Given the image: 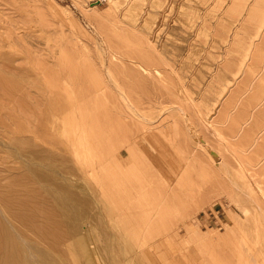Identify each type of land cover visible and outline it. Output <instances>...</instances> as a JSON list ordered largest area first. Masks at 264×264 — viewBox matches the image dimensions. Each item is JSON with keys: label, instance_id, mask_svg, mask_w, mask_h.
Returning <instances> with one entry per match:
<instances>
[{"label": "bare ground", "instance_id": "obj_1", "mask_svg": "<svg viewBox=\"0 0 264 264\" xmlns=\"http://www.w3.org/2000/svg\"><path fill=\"white\" fill-rule=\"evenodd\" d=\"M24 1H25L24 4L25 3L28 4V1L30 2V0H24ZM45 1H48V0H45ZM110 1L112 2V5H115V1L113 0H110ZM144 2H145L144 0H132L127 7L128 11L131 14L130 16H124V18H127V20L130 21V23H134L135 20L139 18V12L136 13L137 9L140 8V11L142 10V13L144 12ZM20 3L22 4V2ZM150 3L151 4L149 5L151 6L159 5L158 0H152ZM246 3L248 4V2ZM187 5L193 6L192 0H188ZM145 16L147 20H150L151 17L148 14ZM224 18H226V16ZM32 20H35V19H32ZM184 20L185 19H183L184 23L185 22L189 23ZM231 22L233 23L234 20ZM33 23L31 22L30 24H32L33 26ZM39 23L40 21L38 22V24ZM36 24H37V21H36ZM181 24L183 23L181 22ZM171 26L172 25H170V27ZM129 27H132V28L130 29ZM144 27L146 26H143V28ZM231 27L233 26L231 25ZM255 27H256L255 32L250 38H248V43L246 42L247 45L244 46L243 51H242V58L240 62L235 66L236 69L231 73V78L230 77L228 78V76L226 78L225 74H223L222 72L223 70L220 71L221 67L219 65V61H218L219 59L213 60V56H212L213 54L209 55V57L207 58L208 61H205L204 59L205 61L204 62L202 60L203 61L202 65L205 67V69H208L210 71V74L212 73L211 76L212 75L216 76L215 79H217L218 81L216 83L217 85L220 86V84H218L220 82L219 81L220 77L224 78L225 82L220 86L221 89L219 90V86H217V88L214 86L216 88L215 89L210 85L211 82L208 81L206 88H202L204 90L201 89L200 93H203L205 95L204 91L207 92L205 97L203 95L204 97L203 100L202 99L201 100L203 104H207L209 100H213V101L205 112H203L204 109L203 111H201L199 106H198L199 108H195L194 111L196 113L194 112L193 115L191 114L192 111L189 113L188 111L189 109L185 107V105L188 102H191V103L193 102L194 97L192 93H195V92L197 93L198 87L196 88L197 90L195 89L196 91L192 90V93H190L188 91L190 89L187 88V85L185 86V84H183L184 81L183 82L181 81L182 84L176 85V92L174 94L172 93L173 99L170 100L171 102L172 101L174 102L172 103L173 105H167V107H163L162 109V111L165 112L166 109L168 110L169 108L172 107L173 109H175V111L174 113H169L166 116L164 115L165 117L162 118L161 116L163 115L161 116L158 114L151 115L150 113L145 112L142 109L144 102L142 101V99L140 100L141 98L140 95H138L140 98L139 97L136 98L137 94L134 95L132 93L133 91L131 92V90L129 92L127 91L128 89L132 87V86L131 87L129 86L130 84H128L130 88L127 89L125 87L127 85L126 82H129L130 78L133 77V75L131 76V73L129 74L131 77L127 75V79L126 77L124 78L125 81L127 80L126 82H124L126 84L124 86L123 82H121L119 74L117 75L116 72H114V69L112 67L113 65L111 64L112 63L111 60L108 61L107 59L106 61L104 57H102L101 62H100V68H98L95 65L94 61H90L89 59H87L88 57L86 58L87 60L83 58L84 61L82 60L80 66H82V71L84 73V76H83V73L81 74L83 77H85L84 81H85V84L88 85L87 87L95 90L94 95H96L95 97H97V99H94L92 97L93 102L95 100H98L99 98H102V96L101 97H98V96H100L101 94L104 95L109 89L113 91H117V93L121 97V100L123 102L125 109H123L124 111L122 112V115H121L122 117L120 120H121V123L123 120L124 121L122 124L120 123L122 126L119 125V127L121 126V130L119 132L115 131L116 133H114V135H116L117 140L119 139L120 143L124 144L126 148V156L123 158L116 149H113L114 145L110 149L107 147L108 148L107 152L111 153V151H114V156L116 157V160H117L115 164V168H117L118 172L116 171L115 173L109 172L106 175V178L101 179V183L103 184V187H101V189L105 193L103 194V197L107 195V196H110V198L114 197V200H112L110 203H107L104 206H101V211L100 209L96 211L95 217L85 218L84 220H78L76 218L75 219H63L60 215V211H59L60 205L62 206L63 202L65 201L73 200L74 195L70 193H66L61 188L58 182L55 183L54 181V183H49V184L47 183L48 177H50L51 179L57 178L58 174L56 172V168H60L61 170L62 165H64V164H61L59 161H58L59 163L53 162V159H51L52 157L50 158L49 156L51 154L49 147L54 148L56 151H59V150L69 151L68 149L69 147H71L70 145H72L73 147V143L71 141L72 138L68 139L66 137L68 135L67 130H66L67 128L64 127L66 129L65 130L63 129V125L65 124V125H70L72 136L74 137V140H77L76 142L78 143L77 146L81 147V151H84L85 153H89L94 150H97L95 147L92 146L93 144L90 145L88 138H95L96 140L95 142H98V143L99 141L102 140V139L99 140L98 138V137L101 138L102 133L100 132L101 133L100 134L97 132V127L99 126L97 124L100 122L97 121L95 116L93 117V115L89 114V111L86 110L87 106H85L84 101L81 104H75L76 102H74V100L72 99L73 101L71 102L70 109L65 111L62 108L61 101L59 98V91L61 88L65 94L68 93L64 90L65 88L67 89L70 88L72 91H74L73 90L74 88L72 86H73V83L77 81V79L75 78V74L77 76V73H75V70L72 72H70L69 70L68 72H66V74H63L64 72L61 71L62 63H60L59 58H58L59 55L57 56V53L56 55L55 53L49 54V58H51L52 60L51 62L53 66L56 65L58 67L54 71V76L49 78L47 77L46 71L43 67L44 65L42 66L41 64L34 62L35 64L31 63L32 65H30V67L27 68V66L24 63L27 62L29 59L28 60L25 59L27 55H23L22 52H21V54L23 55L22 58L26 60L24 63H21L23 62L22 61L23 59L21 60L20 63L18 62L15 63L14 60H9L10 57L8 59L5 55L4 56L6 57V60L3 59L4 57L2 58L3 53L6 51V50L2 51V49L8 48L11 42L12 44L14 43V45L18 44L19 45L18 48L21 46L23 49H25L26 52L25 50H23V53L25 52L28 54V51H30L28 49V43L30 44V49L32 48L31 50L34 51L33 53L35 52L39 53L40 51L38 50L41 49V46L37 48L36 46L37 43L35 42L36 39H34L35 36H30L28 35V33L23 32V31L13 36L12 35H2L0 37V264H206L205 259L202 258L203 255L201 257H198L199 255H197V252L198 254L200 252L198 251L199 249H197L196 252L193 250L191 251V249H189V242H193L192 240L201 241L203 240L204 237L206 239V236L204 233L202 234L198 232L197 228L190 225L188 221H185L183 219L184 216H187L186 208L189 202H187L188 199L187 197H185L186 195L184 196L185 201L181 198H182V193H183L182 191L183 187H188V186H191V184L194 185L195 183L197 184L198 177H201L202 174H205V173L206 174L214 173L217 170V168L219 169V173L220 171L224 173L225 179L227 180L229 187H233L232 192L228 194L229 196L227 197V201L229 204L235 205L241 211V213L245 217L243 221H246V220L249 221V217L251 215V208L255 210L257 212L256 215L258 214L264 221V187L262 186L264 182L259 180L262 178L258 179V177H261V174L264 175V172H263L264 170L263 169L260 170L262 167L264 168V160H263L264 154H262V152L264 153V149L261 148L262 150L260 151V153L262 155L259 154L261 159L259 158L260 160L258 163H260L261 161L263 163L261 162L262 163L260 164L261 166L258 164V166H260V168L258 167V169L260 170V172H258L259 173L258 175L257 168H254V166H251L248 163L245 164L241 160V157L243 156V153L241 154V152L245 151L246 144H245V149H244V147H242V144L240 145L236 143V141L243 138L241 137V135L243 136L242 134L243 132L241 133V131L244 130L243 124H246L248 121H250V118L252 119L253 118L252 116L255 114H253V111L251 110L247 112L244 109L243 111H245V113L247 112V115L245 116L244 115L245 113H244L243 115L245 116V118H243L241 116H238L241 114L240 113L238 114L235 111L237 115H235L236 117L232 116L234 120L231 121L233 122L232 125L234 126L235 130L231 127L232 130L230 131H233V134L232 132L230 133L231 135H228L227 133V136L222 134L221 127L219 125L216 126L213 123L211 124L212 119L208 118V115H210V113L216 107L220 99H222L224 93L228 91V88L233 83V81L236 79L237 75L244 70V66L246 65L245 58L248 57L249 54L251 53V50L254 47L255 38H258L259 35L260 34L262 35V33L264 32V13L260 17L259 22L258 24H256ZM40 28L38 30H40ZM127 28L131 30L132 32H134L135 34H137L136 33L137 30H135L136 28L134 26L130 25L124 28V30H126ZM146 29L148 28L146 27ZM38 30L36 32H38ZM129 30H126V32L127 31L129 32ZM191 31L189 32L192 33ZM128 32H127V35H128ZM138 32L144 36L145 38L144 41L147 43L146 46L149 47L148 51L150 50L149 52L151 51L154 52V56L157 57V55L161 53V50L155 47L156 45L152 42L149 34L147 32L144 34V29H143V33H141L142 31L141 32L138 31ZM134 33H131V34H134ZM140 34H139V39L141 37L143 38V36H141ZM170 35L173 36L171 32H170ZM137 36L138 35H136V37ZM132 37L134 38L135 36H132ZM182 40H184V38ZM102 41L103 40H101V43L97 42V49H98V52L100 51L103 54L105 45L102 44ZM138 41L140 40L137 39V43ZM106 42L107 41H105V43ZM146 43H143V45ZM209 43H212V42H209ZM139 44L141 45V42ZM139 44L137 45L138 48L136 47L135 52H138L139 50L137 49L139 48L141 51L137 53V55L142 54L141 52L144 53L145 48H146V47L143 48L144 50L141 49L142 47H139ZM106 47H109V46H106ZM188 47L191 48V45ZM15 48L14 50H16ZM183 49L184 48H182L181 51H183ZM111 50L112 48L110 49V51ZM113 51L114 49L111 52ZM148 51L146 50L147 54H148ZM162 51H163V54L166 53L165 50H162ZM209 52L211 53V51ZM187 53L188 52H186L185 54ZM205 53L207 54V52ZM256 53L258 54L259 52L256 51ZM145 54H142V55H145ZM171 54L177 55L178 52L172 51ZM185 54L183 53V55ZM111 55L114 58L115 54L111 53ZM142 55H140L141 58L140 56H138L139 58L137 57L138 60H134L132 58L128 62L131 65V66L129 65L130 68L134 69L135 72L138 70L140 71V73L143 74V76H141L140 78L141 82H142V78L143 79L145 78L146 81H155V82H158L157 79L161 81V79L163 78L165 81V78L161 74L165 72L164 71L165 68L164 70H161L159 68L160 66L158 64L157 66L154 63L157 58L153 60L154 64H150L148 62L145 63L146 61L142 60V58H144V56ZM160 55L158 56V58L160 57ZM119 56L120 58L122 57V55H119ZM148 56L150 55L148 54ZM151 56L152 58H155L153 57L152 53H151ZM180 56H179V59H180ZM47 57L48 56L45 55V58H43L44 60L43 61L41 60V62L48 60L49 58L46 59ZM61 58H63V56ZM109 58H110V55H109ZM115 58L118 59L117 57ZM134 58L136 57L134 56ZM163 59H165V57H163ZM36 60H39V59H36ZM121 60L122 59L119 60L118 67L120 68V70H123L126 67V65ZM51 62L48 61V63H51ZM175 63H177V61ZM70 64L72 63L70 62ZM76 64L78 63L76 62ZM195 64L196 63H194V65ZM71 66L72 65H70V67ZM76 66H75V69L77 72ZM200 66L198 68H200ZM262 68H264V62H262L259 72L261 71ZM67 69H69V67ZM201 69L205 70L204 68H201ZM247 69H250V68L247 67ZM49 70L51 71L52 69L49 68ZM189 70H191V68ZM198 70L200 72V69ZM207 72L208 71L206 70V73ZM194 74L196 75V73ZM199 76L200 77L202 76L201 78H203V75H201L200 73H199ZM83 77H82V80H83ZM262 78L263 77H260L259 75V79H262ZM145 79H144V82H145ZM168 79H169V76H168ZM134 80H137L135 83L139 88V85H140V83L138 82L139 77L138 79L136 78ZM197 80H199V77ZM131 81L129 83H131ZM150 83L153 84V82H150ZM162 83L164 84V82ZM77 84L75 83L74 86L76 87ZM80 84L81 83H79V85ZM134 84L133 86H135ZM79 85H77L78 88H79ZM144 85L146 86L148 84L144 83ZM191 86H192V83L190 84V88ZM258 86H257V89H258ZM142 87H143V84L141 85V89L139 88L141 91V94L143 92L142 89H144ZM165 87H168V86L165 85ZM83 89L85 88L83 87ZM94 90L92 92H94ZM137 90L138 89L136 88V91ZM80 91L82 92V90ZM259 91L261 90L259 89ZM148 92L150 91L148 90ZM164 92H166V90ZM212 92L213 93L215 92L214 99H211ZM83 93L84 91L82 92V95ZM77 94L79 95L78 92ZM85 94L83 96H85ZM164 94L167 95L168 93L167 94L164 93ZM82 95H79V96H82ZM235 95L236 94H234V97ZM115 96L116 94H114L113 97H114V100L117 102V99H115L116 98ZM257 96H256L257 98H256L255 105L263 106L264 89L261 91V93H259V95L257 94ZM68 97L69 96H66L67 99H69ZM88 97H89V93H88ZM155 97H157V95ZM109 98H110V95H109ZM105 99L106 98H104V100ZM236 99H235V102H237ZM90 100H91L90 98L89 100L87 99V101H90ZM161 100H163V98L158 101H161ZM102 101L100 99L99 104H101ZM103 102L101 105H103V107L105 106L103 108L104 113H105L106 111L105 108L107 107L106 105L108 103L103 104ZM228 102L232 103L233 101L231 99ZM238 103L241 104V102H238ZM111 105L112 104H110V107H112ZM232 105L235 106V104L233 103L231 104V106ZM93 107H96V106L93 105ZM227 107H225L227 110L228 108L231 109L230 105L228 108ZM91 109H88V110H91ZM221 109L223 111V108ZM98 110H102V109H98ZM257 110L260 111L259 107ZM226 111H223V112L227 114ZM258 111H255V112H258ZM95 112L96 111H94V113ZM241 113H242V110H241ZM109 114L107 115L108 117L110 116ZM225 114H223L224 117H225ZM229 114L230 113L227 114V117L225 119V122L227 121L226 122L227 126H228V120L230 119ZM220 115H221V112H220ZM115 116H118V115H115ZM159 116L161 117L160 119H159ZM215 116L217 118L218 114ZM237 116L238 118L241 117L243 120L242 119L241 121L237 120L238 119ZM112 117L113 116H111V118ZM254 118L252 120H254ZM256 118L258 119V121L264 122V109L262 112L260 111L259 114L256 115ZM105 119L107 120V118ZM114 119L116 120V117ZM104 120L102 117L103 123H104ZM199 120L203 122V125L206 124V125L212 126L213 131L215 132L217 137L221 140V143L224 144L223 148L225 151L228 152V154L221 152V149L216 148L215 146L210 144L209 141H207V139L204 138L203 134L201 133L202 131L200 130L201 123H199ZM223 120L224 118L221 119L222 122ZM102 122L101 124H103ZM107 122L109 123V121H106V125H107ZM116 122H120V121H116ZM110 124L108 125L110 126ZM228 131H229V126H228ZM255 131L254 132L256 134V137L253 139L251 143L252 144L255 143V146H257L256 145L257 139L260 137L261 133L264 132V123H262L261 125L259 124V126L257 127ZM108 132L111 133L110 131ZM62 134L63 136L65 135L64 136L66 139L65 143H63V141H61L60 139ZM239 134H240L239 136L240 138L238 137ZM155 136L156 137L160 136L166 140V142L170 145V150L172 152V155L167 154L164 148L162 150L159 149V146L156 145L154 142ZM236 136L238 140H236L235 138L234 140L235 142L234 141L231 142L230 138L236 137ZM248 138L249 137H247V139ZM178 139L182 141H179ZM118 141L116 142L118 143ZM141 142L146 143L148 145L147 147H150V149L153 151L154 157H149L148 154L145 153V150H143L141 147L142 146L140 144ZM238 142L240 143V141ZM235 145H238V146L240 145L241 147L237 146L238 148H234L236 147ZM259 146L260 145H258V148ZM76 147L73 148V154H76L78 152V147L77 148ZM257 149H256V152H257ZM104 150L106 149L104 148ZM98 153H100V151H98ZM101 155L102 154H100V157ZM95 156H98V155L95 153ZM108 156L110 157V155ZM102 158L103 157H101V159ZM229 158H231L234 163L230 162ZM56 159H59V158H56ZM95 159H97V157ZM98 162L101 163V161H98ZM104 164H107L106 161ZM78 168H80V166ZM88 168H89V165H88ZM62 170L67 173V170H64L63 168ZM153 178L155 179L156 182L153 181ZM150 187H154V188L151 189ZM158 187H160V189ZM161 187H164V189L161 190ZM88 189H89V186H88ZM107 196H105L104 199ZM187 196L191 197L188 194ZM101 197H102V194H101ZM94 200L98 201L97 199H94ZM107 200H104V201L107 202ZM191 200H192V197L191 199L189 198V201ZM95 205L97 206L99 204H95ZM91 206H90V209L93 208V207L91 208ZM226 218H228L230 222L229 223L223 222L224 226H226L225 235L223 234L224 236L223 239L227 241L229 238L238 240L239 245H236L237 247L234 245L236 247L235 251L237 253L235 255L237 256L238 262H241L242 264H254L253 261H255L257 263V261L253 259L254 257H252L251 254L249 253L251 251H248V250L254 249L253 247L256 246V247H259V251L262 250L263 251L262 253L264 254V243L261 244L258 237H255L256 240L251 241L248 237L245 236L246 234L244 235V231H246L247 229L251 227L248 225V223L247 224L245 223L246 224L245 225L242 220H240L237 216H235L234 213L230 210V208L228 209ZM172 219L174 220L172 221ZM178 225L182 226L183 229H185L184 231L185 234L183 236L179 235L176 232L177 230L175 228ZM254 227L255 226H253V228ZM256 233H258V228H257ZM256 233H255V236H256ZM194 253H196V255ZM213 255H211L212 257H210V259L212 258L211 261L214 259ZM212 263L220 264V262L217 261V259H214ZM262 263L264 264V258H263Z\"/></svg>", "mask_w": 264, "mask_h": 264}, {"label": "rangeland", "instance_id": "obj_2", "mask_svg": "<svg viewBox=\"0 0 264 264\" xmlns=\"http://www.w3.org/2000/svg\"><path fill=\"white\" fill-rule=\"evenodd\" d=\"M19 1L22 2V4ZM19 1L18 0H0V37L2 35H12L13 36V35L18 34L21 31H23V32L28 33V35H30V36H35L34 39L37 40V41L35 40V42L38 45L36 43L35 44H36L37 48L41 46L42 51H41V49H39L38 51H40L39 52L40 54L36 53V52L33 53L34 51L31 50L32 48L30 49V44L28 43V49L30 51H28V54H27V53H25L26 52L25 49H23L21 46L18 48V46H19L18 44L14 45V43L12 44V42H11V44L14 46V48L17 46L15 48L16 50H14L13 46L10 44V46L8 48L2 49V51L6 50L3 53L2 58L4 57L3 59L6 60V57L8 59L10 57L9 60H14L15 63H17V62L20 63L21 60L23 59L22 56L27 55L25 57V59H27V60L29 59L27 61L28 63L25 62L26 60H24V59L22 60L23 62H21V63L25 62L24 64L27 66V68H29L30 65H32L31 63H34V62H37V63L41 64L42 66L44 65L43 67L46 71L47 77L50 78V77L54 76V71L58 67L56 65L53 66V64L51 62L52 60H51V58H49V54L55 53V55H56V53H57V56L58 55L61 57L63 56V58L58 56L60 63H62L61 71L64 72L63 74H66V72H68L69 70H70V72L75 70V73H77V76L75 74V78L77 79V81L74 82L73 86H72L74 88L73 90L74 91L76 90L75 92L72 91L70 88L69 89L65 88L64 90L66 92H68L65 94L64 91L62 90V88L60 89L59 98L61 101L62 108L65 111H67L68 109H70V105H71V102L73 100H74V102H76L75 104H81L84 101L85 106H87L86 110L89 111V114L93 115V117L95 116L97 121L100 122L97 124V125H99L97 127V132L98 133L101 132L102 134L101 133L100 134L102 136H101V138L100 137H98V138H99V140L102 139L104 142L101 140V141H99V143H100L99 144L98 142H95L96 141L95 138H88L90 145L93 144L92 146L95 147L98 151H100V153H98L97 150L92 151L93 153L92 152L85 153L84 151H81V147L77 146L78 145V143H76L77 140H74V137L72 136V131H71L70 125H65V124L64 125L62 124L63 129L65 130L67 128L66 130H67L68 135L66 137L68 139L72 138L71 141L73 143V147H72V145H70L71 147H69V149H68L69 151H65V150L56 151L54 148L49 147V150L51 151V154L49 156H50V158L52 157L51 159H53V162L57 163L59 161L61 164H64V165H62L61 170H60V168H56V172L58 174L57 178L51 179L50 177H48L47 183L48 184L54 183V181H55V183L58 182L60 184L61 188L66 193H70V194L74 195L73 200L65 201V202H63L62 206L60 205L59 211H60V215L63 219H75L76 218L78 220H84L85 218L95 217L96 211H98L99 209L101 211V206H104L107 203H110L112 200H114V197L110 198V196H107V195H105V196H107L109 198L106 197L104 199L105 196L103 197V194H105V193L101 189V187H103V184L101 183V179L106 178V175L109 172H114V173H115V171L118 172L117 168H115V164H116L117 160H116V157L114 156V151H111V153H109V152H107L108 148L110 149L114 145L116 147L113 146V149H116L123 158L126 156L125 145L121 144L120 140L118 139L119 140L118 141L116 138V135H114V133H116L115 131L119 132L121 130V126H122L121 124L124 121L123 120L121 123V120H120L122 117L121 116L122 112L124 111L123 109H125L123 102L121 100V97L117 93V91H113V90L109 89L104 95L103 94H101V95L99 94L100 96L97 95L98 97L102 96V98H99L98 100H95L93 102V98L97 99V97H95L96 95H94L95 90L87 87L88 85L85 84V81H84L85 77H83L84 73L82 71V66H80L82 60L84 61V59H86L88 57L87 59H89L90 61H94L95 65L98 68H100V62H101L102 57H104V59L106 61H107V59H108V61L111 60V62H112L111 64L113 65V66L112 65L111 66L113 67L114 72H116L117 75L119 74L121 82H123L124 86L126 85L124 82L127 81V80L125 81L124 78L126 77V79H127V75L130 76L129 74L131 73V76L133 75V77L130 78V80L129 79L128 80H129V82L131 80L132 81H131V83L126 82L127 85L125 87L127 89L130 88L131 86L134 88L133 89L131 87L127 91L129 92L131 90V92L133 91L132 93L134 95L137 94L136 98L139 97L138 95H140V97H141V98L139 97L140 100L142 99V101L144 102L142 109L145 112L150 113L151 115H157V114L160 116L163 115V116H161L163 118L166 115H168L169 113H174L175 109H173L172 107L169 108L168 110L166 109L165 112H163L162 109H163V107H167V105H173L172 103H174V102L173 101L171 102L170 100L173 99L172 95L176 92V85L182 84L183 81H184L183 84H185V86L187 85V88L190 89V90H188L190 93H192V90H195L198 87L197 88L198 90L197 89L196 90L198 91L197 93L199 94V96L196 92L192 93L193 97H194V98L192 97L193 102L192 103L188 102L185 105V107H187L189 109L188 110L189 113L192 111L191 114L193 115L195 112L194 111L195 108H199V107H200L201 111H203V109H204L203 112H205L213 100H209L207 102V104H203L202 100L205 97L207 92L204 91V93H205V95H204L203 93H200L201 89L206 88L208 81L211 82L210 85L213 88H215V87L217 88V86H219V85L216 84L218 82L217 79H215L216 76H213V75L211 76L212 73L210 74V71L208 69H205V67L202 65V62L204 61V59H205V61H208L207 58L209 57V55L213 54L212 55L213 60L219 59L218 60L219 65L221 67L220 71L223 70L222 72H223V74H225L226 78H227V76H228V78L229 77L231 78V73L236 69L235 66L240 62V60L242 58V51H243L244 46H246L248 43V38H250L253 35V33L255 32V29H256L255 26H256V24H258L260 17L264 13V0H232V2H231V0H192L193 6L187 5L188 0H158L159 5H155V6L149 5V4H151L150 2L152 0H144L145 1L144 2V12L142 13V10L140 11V8L137 9L136 13L139 12V18H137L134 23H130V21H128L127 18H124V16H130L131 13L128 11L127 7L132 0H113V1H115V5H112V2L110 0H48V1H45V0H32L31 1L30 0V2L28 1V4L30 6L26 3H25L26 5H25L24 0H19ZM246 2H248V4ZM35 4H36V6H35ZM245 4L247 5V7ZM243 7L244 8L246 7V8L244 9ZM145 12H147V13H145ZM147 14L151 17L150 20H147L145 18L146 17L145 15H147ZM260 14H262V15H260ZM225 16H226V18H224ZM32 19H35V20H32ZM181 19H182V21H181ZM183 19H185L184 21H187L189 23H186V22L184 23ZM38 20L40 21V23H39L40 25L38 24V22H39ZM233 20H234V22L232 23L231 21H233ZM36 21H37V24H36ZM31 22L32 23L34 22L33 26L34 25H36V26L33 27L32 24H30ZM178 22H179V24H178ZM181 22L183 24H181ZM127 25L128 26H130V25L134 26L136 28V29L135 28L134 29L137 30L136 31L137 34H135L134 32H132L131 30H129L127 28L126 30H129V32L127 31L128 32V35H127L126 30H124V28L128 27ZM142 25L146 26L148 29H146V27L143 28ZM170 25H172V26L170 27ZM231 25L233 27H231ZM28 26H30V27H28ZM37 26H38V28H37ZM140 27L144 29V34L146 32L149 34L152 42L156 45V46L155 45L154 46L161 50V53H160L161 55L159 54L160 55L159 58H158L159 55H157V57H155L154 52H152V51L149 52L150 50L148 51L149 47L146 46L147 43L144 41V39H145L144 36L138 32V31H140V32L142 31L141 33H143V29H141ZM39 28H40V30H38ZM129 28L131 29L132 27H129ZM175 28H176V30H175ZM32 29H34V30H32ZM37 30H38V32H36ZM156 30H157V32H156ZM191 30H193V31H191ZM148 31H150V32H148ZM189 31H191L192 33H190ZM170 32H171V34H173V36L170 35ZM131 33H134V34H131ZM138 33L141 36H143V38L140 36L142 39L141 38L139 39ZM130 34L132 36H135V37L133 38ZM195 34L198 36H196ZM136 35H138V36L136 37ZM154 37H155V39H154ZM165 37H166V39H165ZM183 38H184V40H182ZM137 39L140 40V41H138V43H137ZM214 39L217 42H215ZM101 40H103L102 44L105 45L103 54L100 51L98 52V49H97V42L101 43ZM105 41H107V42L105 43ZM140 42H141V45L139 44ZM209 42H212V43H209ZM143 43H146V44L143 45ZM138 44H139V47H142L141 49L146 47L145 52L144 53L141 52L142 54H145V53L146 54L145 55L140 54V55L144 56V58H142V60L146 61L145 63L148 62L150 64H154V63L156 65L158 64L160 66L159 68L161 70H164V68H165L164 71L166 73L164 71H162V72H164L165 74L161 73L162 76L165 78V81L163 78H162L163 80L161 79V81L157 79L158 82L146 81V79L144 78L145 79V82H144V79L142 78V82L148 84L145 86L144 83H142L140 80V78H141V76H143V74L140 73V71H138V70H137L138 72L136 71L137 72L136 73L134 69L130 68L131 65L128 63L129 60L132 58L134 60H138V58H139L138 56H140L139 54L137 55V53H139L141 51L140 48L137 49V50H139L138 52H135L136 51L135 49H136ZM161 44H162V46H161ZM190 45H191V48L188 47ZM106 46H109V47H106ZM42 47L45 48L46 50L43 49ZM111 48H112V50L114 49L113 52H111L112 50L110 51ZM182 48H184L183 51H181ZM23 50H25L24 53H23ZM146 50L148 51V54L150 56L152 53L153 57H155V58H152V56L151 57L148 56ZM162 50H165L166 53L163 54ZM172 51L173 52L177 51L178 54L172 55L171 54ZM209 51H211V53ZM256 51L259 53L257 54ZM21 52L23 55L21 54ZM186 52H188V53L185 54ZM205 52H207L208 55ZM111 53L115 54L114 58L111 55ZM183 53L185 55H183ZM12 55H13V57H12ZM45 55L48 56L46 59H48V58L49 59L45 60L44 62H41V60L42 61L44 60L43 58H45ZM109 55H110L111 59L109 58ZM119 55H122V57L120 58ZM180 55L183 57H181ZM134 56L136 58H134ZM179 56H180V59H179ZM115 57H117L118 59H116ZM163 57H165V59H163ZM140 58H141V56H140ZM36 59H39V60H36ZM120 59H122L121 61L126 65V67H125L126 69L124 68L123 70H120V68L118 67L119 66L118 63H119ZM154 59H156V60L153 63ZM114 60H116V61H114ZM147 60H149V61H147ZM162 60H163V62H162ZM48 61L51 63H48ZM176 61H177V63H175ZM70 62L72 64H70ZM76 62L78 64H76ZM193 62L196 64L194 65ZM262 62H264V32L262 33V35L260 34L258 38H255L254 47L252 48L249 56L245 58V64L246 65L244 66V70L237 75L236 79L233 81V83L228 88V91H226L224 93L225 96L223 95L222 99H220V101L218 102L216 107L213 109V111L210 113V115H208V118L212 119L211 124L213 123L216 126L219 125L221 127L222 134L227 136V133H228V135H231L230 134L231 132L233 134V131H230V130H232V128L235 130L234 126L232 125L233 122H231V121L234 120L233 117H236L235 115H237V113L241 114L238 116L245 118V116L247 115V112H249L250 110L253 111V114H255L252 116L253 118L255 117L254 120H252L253 118L252 119L250 118V121H248L249 124H248V122L246 124H243L244 130L241 131V133L243 132L242 133L243 136L241 135V137H243V138L238 140V138L236 136V137H232L230 139H231V142H233L236 138V140L240 141V143L238 141H236V143H238L240 145L242 144V147H244V149H245V144H246L245 151L241 152V154L243 153V156H242L243 158L241 157V160L243 161V163H245V164L248 163L251 166H254V168H257V173L260 172V170H262V169L264 170L263 167L260 170L258 169V167L260 168V166H261L260 164L263 163L262 161H261L262 163L261 162L258 163V162L261 159L260 155L264 154L263 152H262V154L260 153V151L262 149H264V138H263L264 132H262L260 137L257 139V142H256L257 146H255V143L252 144L251 142L256 137V134H255L256 131L255 130L257 129L259 124L261 125L262 123H264L263 121H258V119L256 118V115L259 114L260 111L261 112L263 111L264 104H263V106L262 105L261 106L255 105L256 98L258 97L257 94L259 95V93H261V91L264 89V87H263L264 86V79H263L264 78V74H263L264 68H262L261 71L259 72V69H260ZM43 63H45V64H43ZM187 63H188V65H187ZM160 64H162V65H160ZM64 65H65V67H64ZM70 65H72V66L70 67ZM167 65L169 66V68ZM75 66L77 68V72H76ZM163 66H165V67H163ZM195 66H196V68H195ZM199 66H200V68H198ZM68 67H69V69H67ZM187 67L189 69L191 68V70H189ZM247 67L250 69H247ZM49 68L52 70L50 71ZM72 68H73V70H72ZM201 68H204L205 70H203ZM227 68H229V69H227ZM198 69H200V72ZM181 70L183 71V73ZM206 70L208 71L207 73H206ZM167 71H169V72H167ZM50 73H52V74H50ZM81 73H83V76ZM138 73H140V74H138ZM194 73H196V75L199 77V80H197L198 77ZM199 73L201 75H203V78H201L202 76L201 77L199 76ZM136 74H138V75H136ZM163 74L166 75L167 78ZM180 74L183 77V79L180 76ZM135 75L138 76L139 80H140V81L138 80L140 85L137 83L139 85V88L141 89L142 84H143L142 88H144V89L148 88L146 90L142 89V91H143L142 94H141L140 89L138 88V86L135 83L137 80H134V79H136V78L138 79V77H136ZM259 75H260V77H263L262 78L263 81H262V79H259ZM168 76H169V79H168ZM82 77H83V80H82ZM211 77H212V79H211ZM223 80H224V78H221V77L219 78L220 82L218 84H220V86L225 82V80L224 81ZM171 81H173V82H171ZM150 82H153V84ZM162 82H164V84ZM193 82H195V83H193ZM248 82H249V84H248ZM75 83L76 84L78 83L77 85H79V83H81L80 84L81 86L79 85V88H78L76 85V87H75L74 86ZM132 83L133 84L135 83L134 84L135 86H133ZM154 83L155 84L157 83V84L155 85ZM191 83H192V86L190 88ZM128 84H130L129 85L130 87L128 86ZM200 84H202V85H200ZM262 84H263V86H262ZM158 85H160V86H158ZM165 85L168 87H165ZM260 85H261V87H260ZM156 86L158 87V89ZM220 86H219V90L221 89ZM257 86H258V89H257ZM83 87L85 89H83ZM135 87L138 89L137 91H136ZM171 88L173 89V91ZM79 89L82 90V92L84 91L83 95L86 93L85 96L82 95V92ZM259 89L261 91H259ZM93 90H94V92H92ZM134 90H135V92H134ZM148 90L150 92H148ZM165 90H166V92H164ZM202 90H204V89H202ZM77 92L79 93V95H82L83 97L79 96L77 94ZM110 92H111V94H110ZM163 92L166 94L168 93V94L165 95ZM257 92H259V93H257ZM88 93H89V97H88ZM91 94H92V96H91ZM114 94H116L115 99H117V102L114 100V97H113ZM214 94H215V92L214 93L212 92V96H214V97L211 96V99L215 98ZM234 94H236L237 96L235 95V97H234ZM109 95H110V98H109ZM156 95H157V97H155ZM160 95H161V97H160ZM201 95H202V97H201ZM203 95H204V97H203ZM66 96H69L68 98L70 100L67 99ZM146 97H148V98H146ZM237 97L239 98V100ZM89 98L91 100L87 101V99L89 100ZM104 98H106L105 100L107 102L104 100ZM159 98L160 99L163 98V100L158 101V100H160ZM100 99H101V101L102 100L104 101V102L102 101L103 104L108 103L106 105L107 107L105 108L106 109L105 113H104V109H103L105 106L103 107V105H101L102 102H101V104H99ZM231 99L233 101L232 103L235 104V106L234 105L231 106L232 103L228 102ZM235 99L237 102H235ZM150 100H152V101H150ZM154 100H155V102H154ZM111 101H113V102H111ZM199 101H201V102H199ZM91 102H92V104H91ZM238 102H241V104ZM96 103H98L99 105ZM110 104H112L111 105L112 107H110ZM227 104L230 105L231 109L228 108L229 105H227ZM93 105L96 106L97 109H96V107H93ZM151 105H153V106H151ZM237 105H239V106H237ZM248 106H249V108H248ZM225 107H227L228 110ZM258 107H259L260 111L257 110ZM260 107L262 110L260 109ZM221 108H223V111L227 110L226 111L227 114L230 113L229 114V118H230L229 120L230 121L228 120V126H229L230 132L228 131V126L226 124L227 121L225 122L227 114H225V112H223ZM88 109H91V110H88ZM98 109H102L103 111L98 110ZM244 109H245V111H247L246 113H245V111H243ZM254 109H256V110H254ZM233 110H234V112H233ZM241 110H242V113H241ZM94 111H96L97 114H96V112L94 113ZM235 111L237 113H235ZM255 111H258V112H255ZM220 112H221V115H220ZM100 114L103 116H101ZM108 114L110 115L109 117L107 116ZM217 114L219 117L217 116V118H216L215 115H217ZM223 114H225V117ZM115 115H118L119 117L115 116ZM111 116H113V117L111 118ZM160 116H159V119L161 118ZM238 116H237V118H238ZM102 117H103V120L105 118H107V120L106 119L104 120V123L102 122ZM115 117H116V120L114 119ZM241 117H239L238 119L236 118V119L241 121V119H242ZM108 118H110V119H108ZM223 118H224V120L222 122L221 119H223ZM106 121H109V123L107 122V125H106ZM116 121H120V122H116ZM101 122L103 124H101ZM110 122H111V124H110ZM255 122H257L258 124ZM199 123H201L200 130L202 131L201 133L203 134L204 138L207 139V141H209V143L212 144L213 146H215L216 148L221 149V152L228 154V152L225 151L223 148L224 144L221 143V140L217 137V135L213 131L212 126L206 125V124L203 125V122L201 120H199ZM108 124H110V126ZM115 124H116V126H115ZM119 125H121V126L119 127ZM64 127H66V128H64ZM108 131H110L112 134L109 133ZM104 133H106V134H104ZM262 134H263V136H262ZM64 136L62 134L60 137V139H61V141H63V143H65V141H66ZM114 136H115V138H114ZM239 136H240V134L238 135V137ZM247 137H249V138L247 139ZM178 140L182 141L180 139H178ZM116 141H118V143ZM154 142L156 145L159 146L160 150H162L164 148L165 152L167 154L172 155V152L170 150V145L166 142L165 139H163L160 136L159 137L155 136ZM181 143H183V142H181ZM140 144L142 145L141 146L142 149L145 150V153H147L149 157H154L153 151L150 149V147H147L148 145L146 143L141 142ZM258 145H260L259 148H258ZM76 146L78 147V152L76 154H73V148ZM235 146L236 147H234V148L239 147L238 145H235ZM104 148L106 150H104ZM257 148L259 149V151ZM256 149H257V152H256ZM95 153L98 156H95ZM100 154H102L101 157H103L102 158L103 160L101 159ZM88 155L89 156L91 155L90 158ZM108 155H110L112 160L110 159V157ZM96 157H97V159H95ZM56 158H59V159H56ZM229 159L228 160L230 162L234 163L231 158H229ZM97 160L101 161V163H99ZM121 160H123V159H121ZM105 161L107 164H104ZM87 163L89 165V168H88ZM258 164L260 166H258ZM111 165H113V166H111ZM79 166H80V168H78ZM62 168L64 170H67L68 174L66 172H64L62 170ZM69 168L71 171L69 170ZM102 169H104V170H102ZM61 172H62V174H61ZM82 174H83V176H82ZM85 175H87V176H85ZM258 175H259V173H258ZM72 176H73V178H72ZM78 176H79V178H78ZM83 177H85V178H83ZM259 178H262V179H259ZM263 178H264V175H262V174H261V177H258L259 180L264 182ZM60 179L62 181L64 179L65 180L62 182ZM66 179H68V180H66ZM69 181H70V183H69ZM153 181H155L154 178H153ZM86 185L89 186V189H88V186H86ZM262 186L264 187V184H262ZM150 188L152 189L154 187H150ZM158 188L160 189V187H158ZM162 189H164V187H161V190ZM232 189H233V187H229L227 180L225 179L224 173H222L221 171L219 173L218 168L214 173H209V174L205 173V174H202L201 177H198V183L197 184L195 183L194 185L191 184V186L183 187L182 191H183L184 195L182 193L181 199H183L185 201V197H187L188 200L187 199L186 200H187V202H189L188 206L186 208L187 209V216H184L183 219L185 221H188V223L190 225L197 228L198 232H200L202 234L204 233L206 236V239L204 237L203 240H201V241L192 240L193 242H189V249H191V251L193 250L195 252L197 251V249H199L198 251H200L201 253L199 252V254H198V252H197V255H199L198 257H201L203 255L202 258L205 259L206 264H209L210 262H211L210 264H213L212 261L214 259H217V261H219L220 264H242L241 262H238L237 256L235 255L237 253L235 251L236 247H237L236 245H239L238 240L233 239V238H229L227 241V240L223 239V237H224L223 234L225 235V230H226V226H224L223 222H228V223L230 222V220L228 218H226L229 208L234 213V215L237 216L240 220L243 221V219L245 218L244 215L241 213V211L235 205L229 204L227 201V197L229 196L228 194H230L232 192ZM186 193L192 197L191 201H189V198L191 199V197H188ZM92 194H93V196H92ZM101 194H102V197H101ZM93 198L97 199L98 201H95ZM107 199H109L110 201ZM116 199H115V201H116ZM77 200H79V201H77ZM104 200H107V202ZM95 204H99V205L96 206ZM90 206H91V208L92 207L93 208L90 209ZM252 210L253 209L251 208V215L249 217V221H247V220L243 221L244 224L248 223V225L251 227V228L247 229L248 231L247 230L244 231V235L246 234L245 236L248 237L251 241L256 240L255 237H258L261 244H262V243H264V230H263L264 229V221L262 220V218L258 214L256 215L257 212L255 210H253V211ZM64 215H65V217H64ZM78 216H80V217H78ZM173 220L174 219H172V221ZM257 223H259V224H257ZM253 226H255V227L253 228ZM257 228H258L259 234L256 233ZM175 229L177 230L176 232L179 235L183 236L185 234V232H184L185 229H183L182 226L178 225ZM255 229H256V231H255ZM222 232H224V233H222ZM239 232H241V231H239ZM255 233H256V236H255ZM221 235H222V237H221ZM234 242H235V244H234ZM253 248L254 249H251L248 251H251L249 253L251 254L252 257H254L253 259H255L257 261V263L255 261H253L254 264H258V263L263 264L262 263L263 258H264V254L262 253L263 251L262 250L259 251V247H256V246ZM202 252H203V254H202ZM194 254L196 255V253H194ZM210 254L211 255L214 254L213 255L214 259L212 261H211L212 258L210 259V257H212ZM250 254H249V256H250ZM209 255H210V257H209ZM221 260L224 263H222Z\"/></svg>", "mask_w": 264, "mask_h": 264}]
</instances>
